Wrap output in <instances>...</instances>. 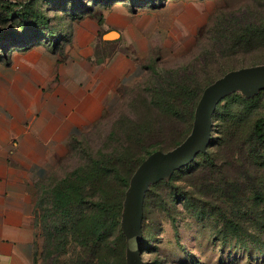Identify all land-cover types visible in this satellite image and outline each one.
<instances>
[{"label":"rangeland","instance_id":"rangeland-1","mask_svg":"<svg viewBox=\"0 0 264 264\" xmlns=\"http://www.w3.org/2000/svg\"><path fill=\"white\" fill-rule=\"evenodd\" d=\"M58 1L66 5L64 11L53 9ZM103 1L0 0V34L11 28L15 33L33 27L48 29V20L43 23L39 15L47 19L49 17L50 25L57 29L71 20L72 11L69 7H77L81 2L88 4L93 11L73 20L71 28L80 19L115 9L128 15L127 23L119 27L122 37L115 47L126 51L143 50L142 64L148 67L132 83L130 91L126 94L123 92L121 99L111 104L91 137L97 147L102 145L103 134L120 113L130 112L133 93L147 87L154 72H161L164 67L175 66L197 55L208 44V33L216 14L220 10L238 8L244 2L166 0L156 9L135 7L133 10L130 5L124 4H112L106 8ZM21 3L23 6H20ZM26 14L38 16L36 22L26 18ZM133 38L135 44L132 43ZM148 50L151 54L146 55ZM259 55L262 54H256V57ZM151 56L158 57V60L153 62L149 59ZM240 61L219 65L218 70L211 74L214 78H211V84L229 71L249 67L250 63L243 62L245 65L235 66ZM234 94L245 98L260 94V98L244 105ZM216 104L211 113L212 142L205 151L184 167L161 163L145 181L139 231L141 264H264V158L246 154L242 162L240 158L247 149L240 151L234 146L241 136L249 143L251 137L247 135H250L254 119L259 116L264 118V81L249 80L232 85L223 92ZM181 123L182 126L176 124V128L186 131L188 117L184 116ZM161 128L164 136L152 144L172 147L176 137L172 126L168 123L159 124L158 129ZM197 128L195 120L193 131L177 147L185 149L195 138ZM136 150L139 157L144 154L142 149ZM208 155L217 164L211 165ZM70 165L59 170L58 175H62ZM216 169L219 172H215ZM238 173H243V176ZM132 180L133 177L130 187ZM226 180H235L230 182L235 190L228 201L221 198L225 192L221 188L231 192L229 185L224 183ZM256 191L261 192V196H257ZM126 223L125 214V228Z\"/></svg>","mask_w":264,"mask_h":264},{"label":"trees","instance_id":"trees-1","mask_svg":"<svg viewBox=\"0 0 264 264\" xmlns=\"http://www.w3.org/2000/svg\"><path fill=\"white\" fill-rule=\"evenodd\" d=\"M165 1L103 2L106 8L123 2L134 9L156 8ZM58 2L53 9L64 11L66 5L62 1ZM69 10L72 11L71 20L57 29L52 28L49 17L47 19L39 15L43 23L48 20V29L33 27L15 33L11 28L1 33L0 57L8 58L12 50L27 49L40 42L54 47L65 37L73 20L93 11L85 2L77 7H69ZM99 15L100 20L102 13ZM216 15L208 33V44L202 51L186 62L154 72L149 85L133 93L130 112L120 113L115 122L111 123L110 129L103 134L101 146L94 145L91 137L104 117L86 132L71 136L67 156L36 184L33 201V225L36 232L32 264H128L124 217L131 178L137 169L149 155L156 151L173 150L191 134L199 100L205 88L213 81L211 74L218 70L219 65L239 59L240 64L235 66L245 65L243 63H250L248 66L264 65V0H244L238 8L220 10ZM25 17L36 22L38 16L26 14ZM256 54L262 55L256 57ZM149 59L155 62L158 57L151 56ZM142 67L145 70L148 66L142 64ZM131 85L124 87V94L130 91ZM234 95L244 105L260 98V94L252 98ZM184 116L189 119L186 131H183L184 128H176V124L182 126ZM165 123L172 126L175 143L165 148L153 145L164 136L162 128L159 130L158 126ZM211 131L212 116L210 134L204 149L181 167L205 151L212 142ZM249 134V143L241 136L234 144L240 151L247 149L240 158L242 162L246 154L264 158L262 116L254 119ZM136 148L142 149L144 154L139 157ZM208 158L211 165L217 164L211 155ZM69 163L72 165L62 175H58V171ZM215 172H219V169ZM238 175L243 176V173ZM231 181L235 180L224 182L229 185L231 192L221 188L226 192L221 198L227 201L235 190ZM256 195L261 196V192L256 191ZM141 222L140 219V226Z\"/></svg>","mask_w":264,"mask_h":264},{"label":"crops","instance_id":"crops-1","mask_svg":"<svg viewBox=\"0 0 264 264\" xmlns=\"http://www.w3.org/2000/svg\"><path fill=\"white\" fill-rule=\"evenodd\" d=\"M99 16L78 20L54 47L0 57V264H32L36 184L144 71L143 50L115 47L128 15Z\"/></svg>","mask_w":264,"mask_h":264},{"label":"water","instance_id":"water-1","mask_svg":"<svg viewBox=\"0 0 264 264\" xmlns=\"http://www.w3.org/2000/svg\"><path fill=\"white\" fill-rule=\"evenodd\" d=\"M109 35L107 38H111L113 34L109 33ZM249 80L264 81V65L234 69L207 86L197 105L196 121L198 128L193 141L185 149L177 147L169 151L154 152L135 172L128 192V204L126 205L125 212L127 216V228L125 230L128 240V264H141L139 248L141 203L145 181L148 175L161 163L168 162L174 166H181L191 160L199 150L203 149L209 138L210 116L216 102L226 89L232 85Z\"/></svg>","mask_w":264,"mask_h":264}]
</instances>
